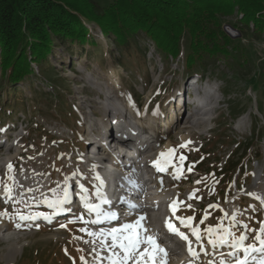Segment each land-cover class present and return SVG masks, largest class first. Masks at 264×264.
I'll use <instances>...</instances> for the list:
<instances>
[{"label":"rangeland","instance_id":"374dc122","mask_svg":"<svg viewBox=\"0 0 264 264\" xmlns=\"http://www.w3.org/2000/svg\"><path fill=\"white\" fill-rule=\"evenodd\" d=\"M98 1L104 6L117 2ZM232 1L233 7L215 5V9L220 11L229 8V14L224 13L221 18V29L230 40L238 41L227 46V50L232 52L231 55L243 56V60L251 58V63L244 61L235 67L231 56L228 57L231 59H221L225 56L220 55L215 62L217 64L212 66L208 62L213 57L208 58L204 52L199 56L207 60L204 61L207 67L205 63L203 66L197 64L201 70L189 74L186 72L187 61L183 51L177 58H165L155 51L152 42H148L146 58L143 60L136 50L132 56L124 57V67L112 55L119 58L118 51L107 41L103 30L90 25L89 45L81 48L75 46L73 50L68 47L56 48L43 66L32 62L33 74L15 84V90L8 89L1 82L3 75L0 66V179L11 183L7 181L6 167L11 163L16 181L13 199H0V212L7 211L13 217L0 216V264H84L82 256L88 264H106V261L93 259L96 253L92 251L94 245L91 238L87 232L79 231L81 227L97 230L98 225L86 226L76 221L78 215H83L85 219L94 217L77 212V216L70 221L49 225V221L43 218L21 221L16 213L19 210L23 214H52L53 210L40 201L45 197L51 198L52 189L59 192L66 177L71 178L69 183L73 197L79 196L80 184H86L84 186L95 193L96 187L90 177H95L94 168L100 158L87 150V145L96 138L98 140V135L104 141L103 135L110 128L111 119L116 114L123 117V112L128 116L136 115V107H140L141 122L153 121L156 116L162 121L160 136L152 145L153 149L147 151L150 158L160 159V153H166L169 149H178L173 157H176V167L180 164L178 158L181 154L187 158L183 161V166L187 162L183 167L184 180L176 186L164 187L165 193L176 194L186 202L182 212L186 217L196 215L195 226H200L203 232L208 226L223 221L227 227L231 223V215L239 210L237 219L240 223L233 227L237 235L245 231L244 224H248L249 229H259L264 212L256 196L249 193L261 196L264 180V27L259 33L264 26V12L258 14L260 10L257 5L262 0H254V5L252 0ZM239 3L243 5L242 8L238 6ZM254 6L256 9L252 10ZM247 7L252 8L248 13ZM226 28L238 32L241 38L231 39ZM181 37L182 47L187 49L188 36L183 34ZM2 56L0 49V63ZM26 58L32 61L30 52L26 53ZM195 75L200 76V92L205 98L208 96V100L203 103L200 99L193 102L185 98L187 103L181 108L182 104L177 101L186 94L188 77L193 79ZM118 93H122L128 111L121 107V111L116 112L114 102L108 100V97H115ZM123 101L117 102V106H121ZM196 105L201 106L198 118L203 119V126L180 132L176 126L179 117L184 112L189 117ZM218 105L221 106L220 110ZM9 109L15 113L9 112ZM146 110L151 113L145 114L148 112ZM232 112L235 118L229 117ZM108 120L105 128L94 137L89 136L92 125H100ZM143 125L150 131L148 123ZM17 139L19 143L15 147L13 145ZM3 141L7 143L3 144ZM182 144L187 146L180 148ZM189 166H192V171H188ZM107 169L103 168L102 173H106ZM73 173L76 175L73 176ZM2 192L0 189V196ZM193 192L195 196L189 199ZM21 197L24 202L17 203ZM162 200L165 198L162 197ZM71 206L74 208V205ZM205 212L208 217L201 224ZM225 212L229 213L227 218ZM138 215L127 219L131 221ZM17 224L20 226L17 227ZM62 224L67 227H61ZM8 226L17 230L4 233ZM56 233L63 237L54 238ZM256 234L251 233L246 243L251 242ZM11 237L13 239L9 241ZM202 244L203 251L201 245H197L200 255L193 258L194 264H206L208 259H218L220 250L225 253L230 251L227 246L214 250L208 244L207 236ZM11 246L21 247L15 260L6 258ZM204 251L213 255L205 256ZM107 254L100 252L101 256Z\"/></svg>","mask_w":264,"mask_h":264},{"label":"trees","instance_id":"16d2710c","mask_svg":"<svg viewBox=\"0 0 264 264\" xmlns=\"http://www.w3.org/2000/svg\"><path fill=\"white\" fill-rule=\"evenodd\" d=\"M116 1L118 4L112 2L104 6L98 0H0L1 82L8 89L15 90V84L33 74L32 62L43 66L56 48L73 50L75 46L89 45L90 25L103 30L107 41L118 51L119 58L112 55L124 67V57L132 56L136 50L143 60L146 58L148 42H152L155 51L165 58H177L183 51L189 74L201 70L197 64L203 66L205 63L207 67L204 62L207 60L199 56L204 52L208 58L217 59L220 55L225 56L221 59L233 58L235 67L244 61L252 62L251 58L243 60V56L231 55L232 52L227 50V46L238 41L230 40L221 29V18L229 8L226 6L227 10L220 11L215 5L233 7L232 0ZM238 6L243 7L241 3ZM257 6L258 14L263 13L264 0ZM252 8L254 10L256 6ZM251 9L247 7L246 12ZM183 34L188 36L187 49L181 44ZM27 52L32 55L30 62L26 58ZM213 58L208 63L215 66L219 59ZM229 117L235 118V113Z\"/></svg>","mask_w":264,"mask_h":264},{"label":"snow or ice","instance_id":"6c2138e0","mask_svg":"<svg viewBox=\"0 0 264 264\" xmlns=\"http://www.w3.org/2000/svg\"><path fill=\"white\" fill-rule=\"evenodd\" d=\"M188 143L191 142L189 141ZM186 146V144H182L179 147L183 148ZM177 151L178 149H169L166 153H160V159L154 161V167L157 168V171L166 172L168 165L172 164V159ZM178 159L180 164L175 168V179H179L183 174V161L187 158L181 154ZM6 167L8 170L7 181L11 183L0 179V189H2L6 197L11 200L13 199L14 185L16 184L14 176L15 169L11 163ZM188 171H192V166H189ZM75 175L76 173H73V176ZM70 179V177L65 178V184L59 192L57 189H52L53 195L51 198L45 197L40 201V203L46 204L48 208L53 210L52 214H43L39 212L23 214L18 210L16 215L19 217V220L33 221L43 218L44 220L51 221L53 215L69 211L70 209L66 208L65 205H69L72 202V186L69 183ZM96 179L99 181V185L95 190V198L99 200V203L92 202L91 193L83 184L79 185L80 192L78 193L79 199L83 203L89 216L91 217L94 213L95 218L85 219L83 215H78L76 221H81L86 226L102 225L105 222L110 223L111 221H118L119 223L117 226L100 227L97 230H91L88 227H81L79 229L80 232H87V235L91 238V243L94 245L92 251L96 253L93 259L101 262L107 261V264H168V251L158 241L156 235L149 234V229L142 223L145 217L139 215L131 221L127 219L133 214L137 205L126 201L127 208L122 210L120 214L110 209L105 210L102 206L108 205L111 202L102 191L103 180L99 176H97ZM196 183H200V181ZM28 191L33 190L28 189ZM249 195L256 196L257 199L264 202V197L257 196L255 193H249ZM194 196L195 192L189 195V199H192ZM16 202L23 203L24 201L21 197ZM183 203V201H173L170 205L173 215H175L178 206ZM188 207L190 208L191 205H188ZM209 207L218 208L219 205H210ZM238 212L239 210L231 215V223L227 227H225L223 221H221L218 225L208 226L203 232L198 225L193 226L192 221L195 219L193 216L187 218L176 217V219L180 221L183 227L190 230L191 235L195 237L197 242H201L202 251L204 250L202 244L204 236H207V242L214 250H218L225 246L230 249L227 254L219 252L218 259H208L206 264H264V223H261L258 230L249 229L248 224H244L243 229L245 231L237 235L236 232L233 231V227L240 223L237 219ZM0 216H7L10 219L13 218L7 211L0 212ZM224 216L227 218L229 213L225 212ZM207 217L208 213L205 212L200 223L203 224ZM19 226L20 225L17 224V227ZM166 226L172 234L180 236L181 239L187 242L188 251L194 258H199L200 253L193 247L192 240L189 239L188 235L180 231L179 228L175 227L171 218L166 221ZM61 227H67V225L62 224ZM251 233L257 234L251 242L246 243V241H249ZM76 238L81 239L82 237ZM85 242L88 243L89 241ZM257 242L259 246H257ZM100 252H106L108 254L101 256ZM204 255L212 256L213 254L204 251ZM81 260L84 261V264H88L83 256ZM189 264H194V261H190Z\"/></svg>","mask_w":264,"mask_h":264},{"label":"bare ground","instance_id":"6f19581e","mask_svg":"<svg viewBox=\"0 0 264 264\" xmlns=\"http://www.w3.org/2000/svg\"><path fill=\"white\" fill-rule=\"evenodd\" d=\"M113 88V87H112ZM114 89V88H113ZM115 90V89H114ZM185 92V91H184ZM212 94L210 93V96H211ZM116 97V98H115ZM115 97H108V100L110 101V102H114V104H113V106L115 105L116 106V108H114V110L116 111V112H118L119 110L121 111V107H122V109L124 108L125 110H127V105L124 103V101H123V99H122V97H123V95H122V93H118V95L117 96H115ZM195 97H196V95H195ZM213 99V98H212ZM186 99H184L183 100V103H182V105L180 106L181 108H183V105H185L187 102L185 101ZM206 100H208V96L206 97ZM108 101V102H109ZM120 101H123L122 102V104H121V106H117V102H120ZM210 101V100H209ZM172 103V102H171ZM170 105V104H169ZM192 105V104H191ZM195 108V110H194V112L189 116V117H186V114H185V112L179 117L180 119L178 120V122L176 123V126H177V128L178 129H180V132H184L185 130L187 131V130H192V129H194L195 127H198V126H203V124H204V122H203V119H200V118H198V116H199V113L201 112V109H200V107L198 106V105H196V106H194ZM96 108V107H95ZM97 111V110H96ZM128 111V110H127ZM111 112V111H110ZM94 114H95V112H94ZM123 117H126V118H133V116H135V117H139V116H137V115H134V114H132V115H129V116H131V117H129L128 116V114L126 115V113H124L123 112ZM158 115V114H157ZM157 118H155V120H153V121H150V122H148V120H142V122L143 123H148L149 124V129H150V131H149V133L147 134V141H146V145H145V151H148V150H151V149H153V144L154 143H156L157 142V137L158 136H160V133H161V130H160V126L162 125L161 123H162V121L160 122L159 121V116H156ZM200 117V116H199ZM147 118V117H146ZM111 119V118H110ZM134 119V118H133ZM160 119H161V117H160ZM134 121H137V119H134ZM109 122V120L105 123H102V124H100V125H92L93 126V128L92 129H89L90 130V132H89V136H92V137H94L95 136V134H97V132H100L103 128H105L106 127V125H107V123ZM93 123V122H92ZM113 122H111L110 121V127L113 125L112 124ZM143 123L141 124V131H142V129H145L146 127L143 125ZM113 131H112V129L110 130L109 129V131H107V132H105L104 133V141L103 140H101V139H99V135L97 136L98 137V140H97V138H96V140L94 141V142H91V144H90V149H97V150H99L98 151V155H101V153H104V154H107V153H111V148H113V150L115 151L116 149H117V145H115V146H113V144L111 145L109 142H108V140L109 139H113ZM107 135H108V137H107ZM138 134H136L135 136H137ZM100 141V142H99ZM98 143V144H97ZM123 144H126V142H124V143H120L119 145L120 146H122ZM113 146V147H112ZM101 151H103V152H101ZM119 153V152H118ZM117 153V155L118 156H122V157H125L124 156V154H118ZM149 154V153H148ZM148 154H145V156L146 155H148ZM97 157H100V156H97ZM157 158V157H156ZM155 159V157L153 158V160ZM113 160V162L115 163V162H118L117 164H119V160H117V158H113L112 159ZM95 161V160H94ZM145 161V160H144ZM95 163V162H94ZM148 166H150L149 164L148 165H146V167H148ZM103 167V165H98V169H96V174L97 173H99V175H97V176H99L102 180H103V178L100 176V175H102L101 174V171H99V169H101ZM126 174H128L127 175V179L126 180H131V178H133V177H135V170H133V169H131V168H121ZM147 169V168H146ZM148 169H149V167H148ZM111 170H112V172H111ZM116 169L115 168H113V167H111V166H109V168H108V174L109 175H111V174H113L114 172L113 171H115ZM132 171V172H131ZM264 179V178H263ZM105 182L107 181V179H105L104 180ZM121 182H122V180H120ZM123 183V182H122ZM263 189L261 190L262 192H261V197H264V180H263ZM151 186L153 187V190L154 191H158V192H161L162 193V197H164V198H166V196H169L168 195V193H165V192H167L166 190H165V188L163 187V186H161V185H159L158 183H155V182H152V184H151ZM180 190V189H179ZM141 192L143 191V190H140ZM177 193V192H176ZM132 194H134V192H131V194L130 195H132ZM164 194H165V196H164ZM5 196V198H6V195L2 192V194H1V196ZM3 200H5V199H3ZM148 200L151 202V201H153V200H155L156 202H158V203H161V204H159V205H162L161 207H162V209L160 210H155L153 207H151V206H148V205H143L142 207V209L141 210H138V211H136L139 215H143L144 217H145V220L143 221L145 224H147V225H158L159 226V228H160V231L162 232L163 230H162V222L164 221V216L162 215V214H165L166 212H167V210H166V208L164 207V203H162L161 202V198H158V199H152V198H148ZM258 202L260 203V205L261 206H263L264 205V202H262V200H260V199H258ZM77 203H78V201L76 200V201H74L73 202V205H74V208L71 206V208L73 209V210H75V209H77L76 207H78V205H77ZM71 204H72V202H71ZM70 205V204H69ZM102 207H104V206H102ZM106 210V209H105ZM165 215H167V214H165ZM157 226V227H158ZM98 227H99V225H98ZM14 230H17V229H15L14 227L12 228V227H10V226H8V228L4 231V233H10V232H12V231H14ZM54 236V238H56V239H60V238H62L63 236L60 234V233H56L55 235H53ZM13 238L11 237V238H9V241L10 240H12ZM17 239V238H16ZM172 239V238H171ZM21 252V247H16V246H11L10 247V252H9V254L6 256V258L7 259H12V260H15L16 259V257H17V255L19 254ZM221 252H224L223 250H221ZM225 253V252H224ZM174 262H176V260H173ZM182 263V262H181ZM173 264V263H172ZM184 264V263H183ZM185 264H189V263H185Z\"/></svg>","mask_w":264,"mask_h":264},{"label":"water","instance_id":"95a60500","mask_svg":"<svg viewBox=\"0 0 264 264\" xmlns=\"http://www.w3.org/2000/svg\"><path fill=\"white\" fill-rule=\"evenodd\" d=\"M226 32L229 34L230 38L233 40H237L241 38V34H239L238 32L232 31L230 28H226Z\"/></svg>","mask_w":264,"mask_h":264}]
</instances>
